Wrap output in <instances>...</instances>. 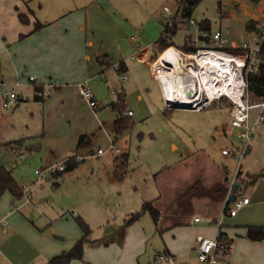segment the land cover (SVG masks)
I'll return each mask as SVG.
<instances>
[{"label": "crops", "instance_id": "1", "mask_svg": "<svg viewBox=\"0 0 264 264\" xmlns=\"http://www.w3.org/2000/svg\"><path fill=\"white\" fill-rule=\"evenodd\" d=\"M96 1L0 0V106L15 107L19 104L18 100L27 104L31 103L32 97L34 101L46 97L37 96L39 86L30 82V75L40 77L44 83L57 79L59 89L74 88L81 94V83L91 85L90 82L97 83L99 77L109 82L118 73L120 79L124 75L128 79L126 83L123 82L125 84L121 82L120 86L113 87V90L122 89V93L127 95L129 90L146 89L154 82L165 100L164 86L157 77L154 63L152 65L155 43H145L142 35L139 38L135 36L136 41L130 48L133 50L131 57L125 46L96 47L94 36L97 29L91 24L92 15L103 12L100 7L91 12L92 4ZM224 10L226 12L222 10L221 13V26L231 29L233 42L253 40L259 36L255 30L247 29V23L253 21L260 28L264 22V0H252L247 6L236 3L235 8L231 6L230 9L225 4ZM37 23L42 26L36 30ZM205 25L209 26V33L215 31L210 19ZM221 26L219 29L223 28ZM205 31L200 27L199 42L186 37L183 43H177L174 36L175 45L168 48L190 52L183 48L186 42L189 43L188 47L208 43V38L204 37ZM134 55L146 62L134 58ZM120 65L121 71L117 69ZM147 67H150L149 72ZM110 69L112 72H109ZM6 85H9L10 92L17 95L9 106L4 105L10 93ZM93 91L97 102V96L107 100L98 89ZM48 96H51V92ZM139 96L143 99L141 93ZM113 101H106L109 107ZM17 111L8 112L6 116L1 114L0 118H8L10 126L14 123L24 124ZM239 140L232 141L230 147L239 145ZM113 142L116 143L115 140ZM4 144L1 143V146ZM119 149L113 164L116 156L125 152L122 147ZM202 153L198 160L195 159L196 152L183 155L173 168L164 170L157 177L158 186L161 183L160 193L146 195L148 192L145 191L142 199H133L123 215L125 224H111V219L101 214L104 230L97 234L92 231L84 244L83 257L72 260L70 264H162L159 255L163 252L172 254L176 264H208L198 257V236L217 239L220 233L225 234L231 247L227 252H218V262L214 264H264V239L252 240L247 235L250 226L264 227V129L260 128L259 134L254 133L242 158L245 159L244 164L237 162L233 171L223 162L222 165L218 163L213 154ZM221 156L224 159L237 158L223 154L222 150ZM200 161L204 166L202 172L208 176L205 180L190 184L187 179L194 171L199 172L195 167L201 166ZM234 175L235 187L229 193V181ZM161 177L169 182L167 186L162 185ZM21 186L24 188L21 198L10 190L4 191L0 197V264H47L52 257L73 248L84 236L76 220L79 211L71 204L57 211L49 199L45 200L48 205H43ZM188 192L192 194V199H186ZM244 196L249 197L250 202L236 215L225 212L228 197L235 199ZM149 201L159 210L158 220L155 221L148 211H142L137 220L130 222L131 215L141 211L144 203ZM84 216L92 226V217Z\"/></svg>", "mask_w": 264, "mask_h": 264}, {"label": "rangeland", "instance_id": "2", "mask_svg": "<svg viewBox=\"0 0 264 264\" xmlns=\"http://www.w3.org/2000/svg\"><path fill=\"white\" fill-rule=\"evenodd\" d=\"M251 2L252 0H202L195 8L189 24L176 32L175 41L183 43L186 37H191L199 42L200 23L203 20L210 19L212 29H219L222 10L226 12L225 4L230 9L231 6L235 8L236 3L247 6ZM177 5V0H97L92 4L91 12L96 7H100L103 12L101 15H92L91 24L97 29L94 36L96 47L125 46L131 57L133 50L130 48H133L136 41L131 36L139 38L142 35L145 43H155L171 17L165 6L172 12ZM136 59L131 60L137 62ZM153 63L155 67L156 59ZM159 67H155V70L158 71ZM146 70L149 72L150 67ZM161 73L158 75L160 80ZM127 75L129 76L128 73ZM30 76L36 78L39 86L48 87L51 96L46 95L40 101H34L32 97L31 103L27 104L18 100L19 104L15 107L0 106V115L6 116L8 112L18 110L17 116L24 122H13L14 125L10 126L8 118H0V165L10 169L19 184L28 189L29 195L38 198L43 205H48L45 200L49 199L57 211L62 206L67 208L71 204L77 207L78 215L84 219V214L90 215L93 223L90 227L95 234L105 227L102 225L101 214L109 217L111 224L119 223L121 226L125 224L123 215L133 199H142L145 191L148 192L146 195L159 194L161 183L158 186L157 177L167 168H173L183 155L196 152L195 159L198 160L202 151H206L213 154L221 165L223 162L230 166L232 171L237 165V158L224 159L221 156L222 148L230 147L232 141L239 140V129L231 124V107L226 97L196 110L168 107L162 91L154 82L146 89L129 90L125 95V104L134 113L130 117L132 127L116 138L113 120L117 112L106 101L118 99V93L113 87L127 81L122 78L121 81V75H113L109 82L101 77L97 83L90 82V86L94 90L98 89L107 99L97 96L98 104L95 107L82 97L78 89H59L57 79L44 83L40 77ZM131 81L132 78L129 82ZM6 86L8 88L9 85ZM8 91L11 90L8 88ZM193 91L191 95L197 93L196 89ZM140 93L143 99L140 98ZM249 98L253 102L260 101L251 92ZM257 110L253 108L251 113L254 115ZM124 115L129 116L127 112ZM260 128L264 129V123ZM260 128L256 134L260 133ZM83 134L91 135V146L78 148V140ZM19 139H25L22 147L18 146V142L12 147L1 146V143ZM112 145L115 149L122 147L130 153L128 172L120 181L112 173L116 154ZM99 149L104 150V153L95 154ZM75 152L89 156L64 174L56 175L55 172L58 171L50 170ZM244 161L245 159L241 160L239 165L244 164ZM202 166L203 164L195 167L199 172L194 171L188 177L190 184L207 178L208 174L202 172ZM175 174L176 172L174 178ZM161 181L164 186L169 183L162 177ZM185 196L186 199H192L189 192Z\"/></svg>", "mask_w": 264, "mask_h": 264}, {"label": "built area", "instance_id": "3", "mask_svg": "<svg viewBox=\"0 0 264 264\" xmlns=\"http://www.w3.org/2000/svg\"><path fill=\"white\" fill-rule=\"evenodd\" d=\"M165 10L168 11L170 16L173 14L168 6H165ZM230 28H221L211 33L205 31L204 37L210 38V43H205L203 46L197 47L195 51L184 52L172 48L171 50L174 56L178 57L180 75L189 82L191 78H194V71H199L201 75L207 78L206 82L202 86L198 81V88L196 94L188 96L187 100L183 102L180 100L179 105H183L184 108L190 109H202L208 106L212 101L228 98L232 102L230 108L231 124L233 127L239 128V138L241 140L239 145L226 147L222 149V153L228 156H236L238 163L242 160L248 143L253 138L254 133L262 123H264V98L258 102H253L249 98L248 93V81L247 73L253 70H257L262 62V43L264 41V22L260 24V35L254 40H244L240 42H233L230 37ZM132 40H135V36H131ZM141 62L143 58H139ZM158 60V59H157ZM156 60V61H157ZM153 65V64H152ZM223 71L227 74V78L220 83L213 81V72ZM198 79V76H196ZM125 81L128 79L126 75L122 77ZM229 79V80H228ZM30 82L39 86L36 78L30 76ZM228 80L230 85L227 90ZM194 82L192 87H195ZM81 94L88 100L92 107L97 106V100L91 86L84 82L79 85ZM194 90V88H193ZM122 89H117L116 93H121ZM194 92V91H193ZM37 96L44 97L50 93L48 87L39 86L37 88ZM17 95L15 92L7 94L4 105L9 106L15 101ZM165 102L168 107H175L174 102L169 101L165 97ZM257 108L258 110L253 115L251 110ZM127 113L132 115L133 111L128 110ZM112 149H115L112 145ZM120 151L119 148L115 149ZM104 150L99 149L95 154H102ZM89 155L79 154L75 152L73 157L77 162L84 161ZM66 168L65 161L56 164L51 167V171H64ZM235 187V175L229 181V193L233 191ZM249 197H241L235 199H227L225 212L230 215H236L238 211L245 205L249 204ZM198 219V218H197ZM199 250L198 257L202 262L208 264H214L218 262V249L223 247L217 239H209L204 236H198ZM159 260L162 264H176L175 257L163 252L159 255Z\"/></svg>", "mask_w": 264, "mask_h": 264}, {"label": "trees", "instance_id": "4", "mask_svg": "<svg viewBox=\"0 0 264 264\" xmlns=\"http://www.w3.org/2000/svg\"><path fill=\"white\" fill-rule=\"evenodd\" d=\"M202 0H177V8L171 15L170 19L166 22L162 34L155 42L154 46V56L152 60L158 58V56L162 53L165 48H168L172 45H175L174 36L176 32L182 27L191 21L193 12L197 5ZM23 21L26 19L21 16ZM205 23H209V19H205L200 23V27L202 29H206L207 32L210 31L209 26H206ZM42 24L37 23L35 29L41 28ZM247 29L250 31L255 30L257 35H260V28L254 24L253 21H249L247 23ZM208 43H210V38L207 39ZM189 43L186 42L183 46L187 51H195L197 49L196 46L188 47ZM262 62L257 70H253L247 73V81H248V93L251 92L254 96L259 97L260 100L264 98V41L262 43ZM121 71V65L117 68ZM2 81V65L0 62V84ZM225 98V97H224ZM222 98V99H224ZM228 99V98H227ZM229 100V99H228ZM230 102V107L232 106V102ZM111 108L117 112V118L114 121V134L116 138L121 136L125 131L129 130L132 127V120L129 116L124 115L127 111V107L125 104V94L119 93L118 99L110 103ZM25 139H20L12 142L5 143L4 146H12L15 143H19L20 147L23 146ZM91 137L88 134H83L80 136L77 147L85 148L91 146ZM130 154L128 151H125L115 158L114 163V176L117 180H122L125 178L128 172V164H129ZM66 168L64 171H68L73 169L79 162H77L73 157L64 158ZM63 171V172H64ZM62 172V171H60ZM10 190L17 197L21 198L24 195V188L19 184L12 171L8 169L5 165H0V197L4 193V191ZM142 211H148L154 218L155 221L159 218V210L155 208L153 202H146L143 205V208L139 212H135L131 215L129 221L137 220ZM77 222L80 224L84 231V236L68 251H64L59 255L52 257L47 264H70V262L74 259H81L84 254V244L87 241L88 235L92 232L90 225L87 221L81 217L80 215L76 216ZM248 237L252 240H262L264 239V227L258 226H250L248 227ZM218 240L223 247L218 249V252L221 250L223 252H227L230 250L231 242L225 237V234L220 233L218 236Z\"/></svg>", "mask_w": 264, "mask_h": 264}, {"label": "bare ground", "instance_id": "5", "mask_svg": "<svg viewBox=\"0 0 264 264\" xmlns=\"http://www.w3.org/2000/svg\"><path fill=\"white\" fill-rule=\"evenodd\" d=\"M165 52V51H164ZM178 57L174 56L171 50H167L165 53H163L157 60V65L155 67H158L157 77L159 78V73H161V80L163 84V90L165 97L174 103L179 104L180 100H187L188 96L191 95V92L193 91V88L199 91L198 88V81L203 86L204 83L208 84L207 78L203 77L199 71H194L195 76L194 78H191L188 81L183 78L182 75H180V68H179ZM157 70V69H156ZM169 70V71H166ZM177 70V71H176ZM177 72V73H175ZM213 81H217L220 83L222 80H225L227 78V74L223 71H216L213 72ZM198 76V79L196 78ZM160 79V78H159ZM229 80V79H228ZM228 80L225 81L227 84L226 88L229 90L230 85L228 86L229 82ZM194 82L196 83L195 87H192Z\"/></svg>", "mask_w": 264, "mask_h": 264}, {"label": "water", "instance_id": "6", "mask_svg": "<svg viewBox=\"0 0 264 264\" xmlns=\"http://www.w3.org/2000/svg\"><path fill=\"white\" fill-rule=\"evenodd\" d=\"M175 107H183V105H179L177 103H174ZM184 108V107H183Z\"/></svg>", "mask_w": 264, "mask_h": 264}]
</instances>
